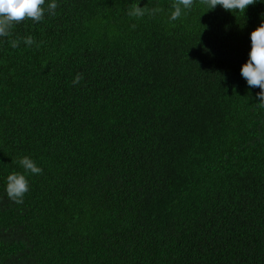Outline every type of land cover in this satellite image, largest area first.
Here are the masks:
<instances>
[{"label":"trees","instance_id":"16d2710c","mask_svg":"<svg viewBox=\"0 0 264 264\" xmlns=\"http://www.w3.org/2000/svg\"><path fill=\"white\" fill-rule=\"evenodd\" d=\"M48 2L0 37V264H264V108L239 71L264 0L175 21L176 0Z\"/></svg>","mask_w":264,"mask_h":264},{"label":"clouds","instance_id":"9594fccd","mask_svg":"<svg viewBox=\"0 0 264 264\" xmlns=\"http://www.w3.org/2000/svg\"><path fill=\"white\" fill-rule=\"evenodd\" d=\"M208 10H213L217 6L228 12L243 11L256 0H203ZM45 0H0V37H7L14 24L24 19L39 22L44 16ZM193 5V0H176L171 7L169 20L175 21L181 16V9H189ZM57 4L56 0H49L47 10L49 14L54 13ZM158 11V9L156 10ZM134 15H142L140 7L136 6ZM250 48L246 61L240 66V75L249 87H258L256 94L259 99V106L264 108V20L249 33ZM31 37H26L24 43L32 44ZM15 41L12 47H16ZM82 77L78 74L72 83L76 84ZM23 172H12L6 177L4 192L7 198L17 204L23 202L24 195L29 190L27 179L28 174L37 175L42 169L29 157H21L18 161Z\"/></svg>","mask_w":264,"mask_h":264}]
</instances>
